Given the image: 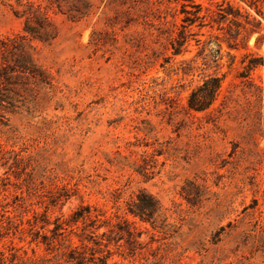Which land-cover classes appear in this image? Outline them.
Instances as JSON below:
<instances>
[{"label":"rangeland","instance_id":"obj_1","mask_svg":"<svg viewBox=\"0 0 264 264\" xmlns=\"http://www.w3.org/2000/svg\"><path fill=\"white\" fill-rule=\"evenodd\" d=\"M192 1L202 14L222 3L238 13L236 47L225 41L227 29L236 30L227 17L222 30L191 27L195 35L173 56L168 35L181 24V1L85 0L77 8L86 2L89 11L78 19L63 3L47 11L57 34L50 43L32 42L45 81L19 89L20 103L0 126V147L24 159L22 171L11 170L20 178L8 172L0 183V202L26 197V187L14 184L31 172L28 201L37 212L47 189L68 190L67 200L49 207L50 220L89 205L133 222L139 243L153 236L151 246L159 247L131 254L120 241L108 264H264V66L240 77L245 56L264 61V7L259 16L247 0ZM21 10L16 0H0V39L22 33L14 15ZM164 13L169 33L159 35ZM217 46L216 61L203 62ZM207 75L221 78L216 101L205 112L187 111L189 93ZM6 170L0 164L1 177ZM140 190L158 201L163 230L126 213ZM69 239L79 246L75 235ZM13 242L28 256L31 248L47 255L42 244Z\"/></svg>","mask_w":264,"mask_h":264},{"label":"trees","instance_id":"obj_2","mask_svg":"<svg viewBox=\"0 0 264 264\" xmlns=\"http://www.w3.org/2000/svg\"><path fill=\"white\" fill-rule=\"evenodd\" d=\"M85 0H44V5L25 1L17 4L22 7L21 11H15L14 15L22 19V33L15 34L12 37L0 39V126L6 125V114L17 107L20 103L19 89L27 90L29 85H40L44 83L45 77L40 71L34 60L33 41L40 43H50L56 36L57 30L48 16L47 11L53 5L58 11H61V4L68 7L67 12L71 19H78L89 11L90 5L86 2L84 11L77 8L76 3ZM181 1L179 13L182 15L181 24L176 27L175 36L168 38L171 54L173 56L181 55L188 37L195 34L190 33L191 27L202 29L204 27H213L211 23L217 25L218 30L221 20L230 17L229 23L236 30L232 33L231 28L227 29L228 38L225 40L229 48L237 46L239 37L240 23L237 20L238 13H232L231 7H223V3L217 5L215 11L205 10L202 12L200 5H196L192 0H175ZM244 4L254 9L256 14L262 16V7L264 0H247ZM166 13L158 15L159 21L157 31L159 35L169 33L167 28ZM247 18V17H246ZM209 20L208 22H206ZM248 22V21H247ZM259 26L260 23H253ZM196 44L199 40L195 41ZM220 47L217 46L215 51L210 50L209 55L203 57V62L211 60L215 62L219 55ZM247 60L243 66L244 72L240 77H247L250 71L258 66H264L261 58L245 56L242 63ZM186 69L191 71L192 68L186 64ZM183 74L185 71L182 68ZM221 88V78L215 75H207L203 78L201 84L193 89L187 97V111L201 113L210 109L216 101ZM29 90H33L29 87ZM0 164L7 167L4 176H0V183L4 184L9 181L8 172L13 174L18 180L20 174L11 171L12 169L21 170L24 166V159L13 151H5L0 147ZM24 171V170H23ZM23 178L15 187L21 189L26 187V197L14 196L11 202H0V241L8 238L7 242L0 248V264H108V259L112 256V250H119L123 241L131 251V254L142 247H147L152 254L159 247H152L153 236L146 243H139L137 238L140 232L133 222L114 214L112 217H105L103 212L89 205H79L67 218L55 217L50 220L47 217V211L50 206L55 207L62 200L69 198L68 190L65 187L49 188L47 192L40 197V205L43 206L41 212H37L31 207L32 203L28 201L29 193L33 186L34 176L31 172H23ZM43 184V181H40ZM189 201V198L185 196ZM161 207L158 201L150 193L140 190L135 199L127 204L126 213L140 222L149 224L153 229L163 230L165 219H160ZM27 214H30L27 216ZM104 227L105 231L97 234V231ZM70 235L78 238L79 246H71ZM16 238L19 243L25 242L28 245L39 244L44 246V251L49 257L36 256L35 251L31 248L32 256H28L22 247L16 246L13 242ZM114 249H111L110 247ZM140 264H154L145 263Z\"/></svg>","mask_w":264,"mask_h":264}]
</instances>
